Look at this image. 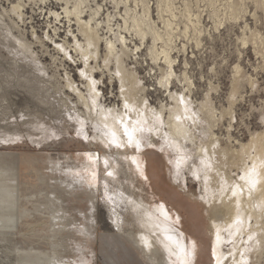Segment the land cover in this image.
Returning <instances> with one entry per match:
<instances>
[{"label": "bare ground", "instance_id": "1", "mask_svg": "<svg viewBox=\"0 0 264 264\" xmlns=\"http://www.w3.org/2000/svg\"><path fill=\"white\" fill-rule=\"evenodd\" d=\"M5 1L8 11L24 24L27 3L45 4L48 0ZM106 1L50 0L60 8L38 14L47 23L41 32L45 39L41 45L48 49L44 44L48 41L72 65H82L77 69L80 84L66 70L62 77L65 87L76 96L68 107L82 108L76 109V117L83 121L79 131L90 140L84 122H92L101 135L91 138L116 154L103 158L120 192L110 193L106 183L103 192L111 223L135 244L149 264H196L192 248L197 246L192 241L189 247L187 235L176 226L179 223L174 221L172 211L164 203L151 205L131 188L132 184H124L117 177L124 170L118 158L131 174L145 175L141 151L145 145L156 146L160 141L163 151L168 148L175 154V181L183 179L180 170L188 168L199 183L206 205L211 264H258L264 249V130L250 132L248 142L231 134L235 103L243 98V88L248 85L252 89L257 80L237 62L229 79L226 107L215 106L212 94L218 86L210 81L206 93L196 101L185 53L188 45L198 48L202 36H211L204 27V16L211 20L214 31L226 21L241 20L238 40L243 47H251L254 55L261 58L259 66L264 68V36L245 21L247 15L257 21L260 12L264 22V0H195L194 4L190 0H108L110 11L103 6ZM50 19L54 24L50 25ZM60 33L64 35L59 38ZM29 34L41 39L33 26ZM17 40L35 58L23 38ZM180 40L185 42L178 46ZM179 51L184 54L183 69L177 73L178 56L173 54ZM140 54L149 67L148 78L154 80L151 86H145L136 70L128 66V61L137 63ZM96 73L99 78H95ZM104 79L109 86L117 84L120 108H105L100 103L103 94L99 86ZM176 86L180 87L178 91ZM148 91H161L165 101L161 99L157 108L151 106ZM97 156L87 154L84 162L94 190H98ZM51 214L50 250L31 247L21 252L20 264H65L55 238L61 231L56 224L58 217L55 212Z\"/></svg>", "mask_w": 264, "mask_h": 264}, {"label": "rangeland", "instance_id": "2", "mask_svg": "<svg viewBox=\"0 0 264 264\" xmlns=\"http://www.w3.org/2000/svg\"><path fill=\"white\" fill-rule=\"evenodd\" d=\"M96 1L104 4V0ZM6 2L0 0V264H20L21 252L31 247L49 251L52 212L56 213V224L61 228L55 238L65 264H149L135 244L117 232L109 217L103 192L106 183L110 193L119 191L118 183L108 174L109 163L103 158L109 153V157L111 154L116 156L115 152L106 149L98 140L94 142L91 137L101 133L87 120L84 126L90 140L84 138L79 131L83 121L76 117V109L82 108H70L76 96L65 87L63 72L68 71L80 84L82 80L77 69L82 65H72L60 52L53 50L48 41L44 43L48 49L41 45V40H45L41 32L47 23L44 24L38 13L48 8L58 10L61 5L51 4L50 0L47 4L29 2L24 9V24H20L8 11ZM109 5L107 0L103 6ZM257 15V21L248 15L245 21L264 36L263 18L260 12ZM50 21V25L54 24L53 19ZM203 24L211 31V36H202L198 48L188 45L185 53L189 63L187 70L195 83L193 99L200 101L210 81L218 86L217 92L212 94L215 106L226 107L232 69L240 63L243 71L257 81L252 89L246 85L241 93L243 98H238L235 103L236 119L232 122L231 134L248 142L250 132L264 130L261 58L254 55L250 46L243 47L239 42L241 20L236 23L226 21L218 31L212 29L211 20L206 16ZM30 26L41 39L30 36ZM60 29L65 30L64 27ZM63 35L60 33L59 38ZM17 38H23L35 58ZM181 42L185 40H180L178 46ZM173 55L178 56L175 69L180 73L184 54L179 51ZM142 57L140 54L137 63L128 61V66L136 70L145 86H151L154 80L148 78L149 67ZM99 77L96 73L95 78ZM179 88L175 87L177 91ZM99 89L103 94L100 103L105 108H120L116 83L109 86L104 79ZM161 94V91L147 92L151 106L157 108L161 99L165 101ZM221 131L225 133L223 128ZM157 143L156 146L147 144L141 151L145 175L131 174L118 158L124 170L117 177L124 184H132L131 188L151 205L164 203L174 214V221L179 223L176 226L187 235L189 247H192V241L197 246L195 250L192 248L196 264H211L208 221L204 213L206 205L200 196L199 183L188 168L180 170L183 179L175 181V154L168 148L163 151L160 141ZM91 153L98 155L97 191L93 189L84 165L86 155ZM263 252L258 264H264Z\"/></svg>", "mask_w": 264, "mask_h": 264}]
</instances>
